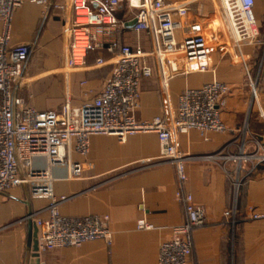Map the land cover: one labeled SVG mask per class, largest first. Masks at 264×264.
I'll return each mask as SVG.
<instances>
[{"label": "built area", "instance_id": "1", "mask_svg": "<svg viewBox=\"0 0 264 264\" xmlns=\"http://www.w3.org/2000/svg\"><path fill=\"white\" fill-rule=\"evenodd\" d=\"M23 2L0 0V194L26 186L30 199L45 202L44 207L26 217L38 230V254L93 241L110 245L112 235L107 216L60 214L59 205L68 199L54 195L49 169L66 167L69 179H82L90 174V168L85 162L74 161L72 156L87 157L92 137L112 136L124 142L136 133L155 134L159 158L174 168L175 196L184 212L183 222L171 229L172 238L159 245L156 264H188L194 231L204 225L205 215L184 189L186 161L190 157L178 150L177 139L190 131H197L206 139L208 134L227 131L221 120V108L230 87L216 79L218 63L214 62L213 53L227 44L239 46L259 36L253 14L254 0H219L215 8L221 23V42H208L201 26L185 21L189 7L186 2L68 0L62 25L66 52L61 71L69 74L109 67L110 72L102 91L90 101L72 106L66 96L60 105L41 111L28 106L18 93L26 82L24 67L31 47L11 45L10 33L14 11ZM122 5L135 11L131 30L136 35L148 36V50L140 45L132 48L119 44L116 35L124 23L118 21L116 12ZM53 8L64 9L60 5ZM96 52L107 56L87 65V55ZM154 72L159 83L162 114L151 120H137L140 82ZM192 74H210L212 78L198 88H185L174 105L170 82ZM250 88L257 102L254 83H250ZM253 145L251 153L244 152L243 143L236 154L200 159L231 161L236 171L242 169V163H250L251 169H255L264 165V142L256 141ZM35 158H43L46 168L34 169ZM232 184L233 204L224 216L233 228L241 183L237 180ZM247 219L262 220L264 213L249 209ZM137 229L148 230L150 226L140 221Z\"/></svg>", "mask_w": 264, "mask_h": 264}, {"label": "crops", "instance_id": "2", "mask_svg": "<svg viewBox=\"0 0 264 264\" xmlns=\"http://www.w3.org/2000/svg\"><path fill=\"white\" fill-rule=\"evenodd\" d=\"M23 1L14 11L10 33L11 45L31 47L24 67L26 82L19 95L28 106L39 111L60 105L66 96L72 106L93 99L102 91L109 67L72 71L68 75L61 71L66 52L62 25L68 0ZM162 1L189 3L185 21L203 29L217 16L213 0ZM54 5L64 9H54ZM253 10L257 23H262L264 0H254ZM134 14L135 11L125 5L117 10L116 18L124 23L117 32V40L120 45L132 48L140 45L148 50V36L136 35L126 27ZM106 56L104 52L89 53L86 64L92 65L96 58ZM211 78L210 74H192L188 78L173 79L170 82L172 103L175 105L185 88H198ZM216 79L220 81L217 73ZM139 89L137 120L160 116L162 104L156 73L142 79ZM240 92L236 88L230 90L221 108V120L227 131L208 134L207 139L197 131H190L177 139L178 150L190 157L186 161L184 189L205 215L204 225L194 231L188 264H264V219H247L249 209L264 213V165L259 166L252 180L243 183V200L239 203L237 200L236 223L232 228L224 213L233 204L228 174L235 165L223 159L210 162L200 159L213 155L224 157L235 152L232 144L237 142L234 141L238 132L236 124L246 107L238 95ZM256 106L264 120V79ZM257 122L260 124L261 120ZM252 130L254 132V128ZM262 140L264 142V137ZM251 146L245 140L244 152H253ZM72 158L85 162L90 174L82 179H69L66 167L49 169L54 195L68 199L59 205V212L66 217L107 216L111 244L93 241L37 256L27 247L32 233L26 217L44 207L45 202L30 199L27 187L20 186L0 194V264H156L159 245L172 238V227L180 225L184 219L183 206L175 196L174 168L159 158L156 135L136 133L126 137L124 142L112 136H94L90 139L87 157L73 155ZM33 168L45 169V160L35 158ZM140 221L150 229L138 230Z\"/></svg>", "mask_w": 264, "mask_h": 264}, {"label": "rangeland", "instance_id": "3", "mask_svg": "<svg viewBox=\"0 0 264 264\" xmlns=\"http://www.w3.org/2000/svg\"><path fill=\"white\" fill-rule=\"evenodd\" d=\"M214 3L215 6H219V0H214ZM253 14L255 16L254 10ZM218 19L219 18L214 17L212 22H208L203 29L208 42H214V40L221 42L223 39L221 23ZM257 26L259 36L256 39L251 42H243L239 46L227 44L226 46L218 48L213 53V60L218 63L216 70L218 78L220 81L228 83L230 90H233V88L240 90L241 92L238 93V95H240L242 100L246 103L243 117L240 122L236 124L238 132L236 133V139L234 141L237 140L238 143L232 144L233 149H235V152H232V154L237 153L238 148L241 147L243 143L245 144V140H248L252 145V149H254L253 144L256 141L262 142V138L264 137V123L262 122L264 120H262L259 109L256 106L261 96L264 79V21L262 23L258 22ZM62 73H64V71H62ZM251 82L255 85L257 102L252 97L250 88ZM257 119L261 120L260 124L257 122ZM253 128L254 132L252 130ZM258 168L259 166L255 169H251L250 163H242V169L238 171H236L235 166L232 167L231 172L228 174L232 193V183L237 180L241 183L237 192L238 203L243 200V191H245L243 183L252 180L257 174L256 172H258Z\"/></svg>", "mask_w": 264, "mask_h": 264}, {"label": "water", "instance_id": "4", "mask_svg": "<svg viewBox=\"0 0 264 264\" xmlns=\"http://www.w3.org/2000/svg\"><path fill=\"white\" fill-rule=\"evenodd\" d=\"M135 24V19H131L128 23H126V27L127 28H132ZM30 215V213H28V216ZM28 227L29 230L31 231L32 234L29 235L28 240H27V247L28 249H32L35 254L38 256V245H37V228L34 225V223L31 221V219H28Z\"/></svg>", "mask_w": 264, "mask_h": 264}, {"label": "bare ground", "instance_id": "5", "mask_svg": "<svg viewBox=\"0 0 264 264\" xmlns=\"http://www.w3.org/2000/svg\"><path fill=\"white\" fill-rule=\"evenodd\" d=\"M254 92H255V89H254ZM254 99H255V97H254Z\"/></svg>", "mask_w": 264, "mask_h": 264}]
</instances>
